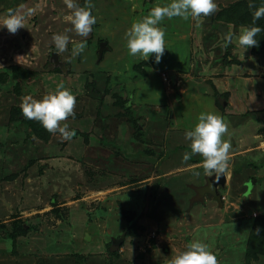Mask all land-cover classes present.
I'll list each match as a JSON object with an SVG mask.
<instances>
[{"label": "rangeland", "instance_id": "obj_1", "mask_svg": "<svg viewBox=\"0 0 264 264\" xmlns=\"http://www.w3.org/2000/svg\"><path fill=\"white\" fill-rule=\"evenodd\" d=\"M167 2L92 0L96 23L81 37L66 20L72 10L65 0H0V19L8 9L38 6L15 34L0 28V264H166L195 238L218 253V264H264L262 222L256 238L246 241L247 222L264 216V31L245 51L237 43L264 0H215L211 22L203 16L165 18L160 62L154 54L148 60L129 55L125 32ZM256 24L264 29V17ZM218 26L233 34L227 47ZM55 33L70 38L58 63L52 57ZM83 39L85 51L71 57V41ZM16 62L32 78L15 82ZM60 82L76 97L75 118L61 122L75 135L67 141L59 133L38 139L14 118L22 119L25 97L40 99ZM201 112L220 115L228 127L223 139L234 145L227 171L231 188L221 196L226 210L193 201L204 191L192 195L184 184L197 169L163 178L176 188L150 202L155 191L146 179L156 172L150 164L154 138L160 134L156 144L167 146H173L167 134L179 138L175 160L182 162L191 151L185 131ZM172 116L171 131L156 123ZM149 127L155 128L152 135ZM180 209H189L188 220ZM129 228L132 236L124 234Z\"/></svg>", "mask_w": 264, "mask_h": 264}, {"label": "clouds", "instance_id": "obj_2", "mask_svg": "<svg viewBox=\"0 0 264 264\" xmlns=\"http://www.w3.org/2000/svg\"><path fill=\"white\" fill-rule=\"evenodd\" d=\"M71 14L66 17L73 26L76 34L87 37L96 23V17L92 14L94 7L92 0H85L83 6L76 0H65ZM20 5V8H23ZM249 7H255L249 3ZM37 7L28 8L26 12L8 9L6 15L0 19V28H6L9 33L15 34L19 29L26 27V16L34 15ZM217 10L215 0H168L163 5H157L150 9L148 14L138 21H134L125 32L126 48L131 56H138L141 60H148L154 54V60L159 63L165 51V32L160 27L161 22L167 18L180 17L187 21L190 18L207 17ZM264 17V2L255 7L252 25L243 28L238 36V45L244 51L258 44L256 36L264 31L256 24V21ZM54 50L61 54L68 49L70 38L65 33H55L52 37ZM225 47L233 42V34L225 32ZM71 57H77L87 47V40L79 42L71 41ZM76 97L72 91L60 82L55 91L43 95L40 99L27 96L23 99L20 109L24 119L35 120L49 133H59L64 140H71L75 130L70 129L66 121L68 117L75 118L74 107ZM228 127L223 118L214 112H201L197 123L193 128L185 131V139L190 141V152L182 156L184 161L191 159L193 155L202 156V167L206 174L219 179L228 170L230 150L232 145L223 139ZM166 264H218L217 255L205 241L195 238L188 242L184 249L176 252L167 260Z\"/></svg>", "mask_w": 264, "mask_h": 264}, {"label": "crops", "instance_id": "obj_3", "mask_svg": "<svg viewBox=\"0 0 264 264\" xmlns=\"http://www.w3.org/2000/svg\"><path fill=\"white\" fill-rule=\"evenodd\" d=\"M225 103L226 102H224V104ZM157 121L158 122H156V123H158L159 126L165 127V129L168 128V130H170V131L172 129H175V127H176L174 125V124H176L175 123L176 121H173V116L170 119H165V120L164 119H158ZM190 124H191V122H190ZM192 124L194 126L196 124V122L195 123L193 122ZM143 127L141 128L142 132H143ZM154 129H151L149 127L148 133L150 135H152L153 132H154ZM152 130H153V132H152ZM159 136H160V134L156 138H154L155 141L153 143V145H154L153 148H155L156 151H152L151 153H154L152 155L155 156V158H154L153 161L152 160L150 161V164H153V165H151V167L153 166L156 169V172H151L150 171L151 175L149 176L148 179H146V182L149 184V186H147L148 189L152 188L153 191H155L153 196L151 197V201L150 202L154 203L155 200H157L158 198H161L163 195H165V193L172 194L173 193V189L176 188V186L174 185L173 182H165L164 183L163 180H162L163 178H167V177H170V176L174 177V174L182 173V172H184L186 170H193V169L196 170L197 169V171H199L198 174H195V176H193V178H191L190 180H188V182H186L184 184L185 187H187V189H189V190L191 189L192 190V195L193 194L197 195V193H199L200 190L203 189L204 186L208 185V180L211 178V176H209L208 174L205 173V171H204V169L202 167V160H203L202 156L197 154L196 157L193 158L190 161H184L183 160L181 162L180 160H175V158L177 156L176 154L178 152L181 153V150H178V146H177V144H175L176 139L179 142H181L180 139L175 137V136L172 138V136L170 134H167V136H169L168 138L170 139V144H173V146L172 145L167 146V145H164L163 143L156 144L157 143L156 140H157V138ZM140 139H142V138H140ZM230 143L232 145V148H231V150H232V149H234V147H233L234 145H233L232 142H230ZM174 145H176V146H174ZM177 150H178V152H177ZM237 153H244V152L243 151H239ZM239 155H241V154H239ZM160 158H162V159H160ZM157 160H158V162H157ZM156 162H157V165L159 164L163 168H159L158 169V167L156 166ZM163 164H165V166H163ZM227 171H229V170H227ZM228 177H230V174H228L226 172L225 175H224V183L215 185L216 192L218 193L217 195H213L209 191H204L203 193L201 192L200 194H198L199 197H195L193 199V201L197 200V203L200 202V201H203V203H204V201L207 200L208 201L207 203H209V205L206 204L207 207H211V206L213 208L215 207L218 211L223 213V209H224L223 206H225V205H223V202H222L224 198L222 199L221 196L225 195V193H228L229 189L231 188V187L228 188V182H227ZM240 179H241V174H239L237 176V178H234L235 182L240 181ZM154 182H156V183L154 184ZM157 187H158V189H157ZM155 188H156V190H155ZM241 188H242L241 190H243V187H241ZM192 195H191L190 198L194 197V196L192 197ZM149 196H150L149 194L146 195V193H145V197L146 198L149 197ZM225 208H227V206ZM183 210L184 209H180V211H183ZM224 210H226V209H224ZM186 212H188V213L186 214L185 211H183L182 215H180L183 220H185V219L188 220L189 217L187 215L191 214L189 209ZM197 213L200 215L202 213V211L201 212L197 211ZM205 215H206V212L202 216L203 217V221H204V216ZM240 224H241V221H240ZM247 226L248 227L250 226V222H247ZM217 250H219V249H216V251Z\"/></svg>", "mask_w": 264, "mask_h": 264}, {"label": "trees", "instance_id": "obj_4", "mask_svg": "<svg viewBox=\"0 0 264 264\" xmlns=\"http://www.w3.org/2000/svg\"><path fill=\"white\" fill-rule=\"evenodd\" d=\"M13 65V68H15V71H13V74H14V78L13 80L15 81H21V82H25L27 80V78L25 77H29V76H32L33 75V72L30 71V70H25L24 68L26 66H22L20 63H14ZM18 67H20L22 69L21 72H18ZM26 74V75H25ZM29 78H32V77H29ZM109 77L107 76V80L104 82V85H107V81H108ZM15 81V82H16ZM87 84L88 85H91L88 83V80H86ZM20 83V82H19ZM19 85V84H18ZM92 86H95V84H93ZM16 92L19 93V89H16ZM20 114H21V111H20ZM15 119V123H19L20 125H24V127L28 128L31 130V132L38 138V139H41V140H46L48 135L50 134L41 124L40 122L38 121H35V120H27V119H24L22 117V119L18 117L14 118ZM127 214H130L132 215V212H127ZM132 218V217H131ZM131 218H129V220L127 221H131ZM262 222V227L264 228V216H261L259 217L258 219L256 220H253V224H250L249 226V229H248V236H247V244L250 240H252L253 238H256L255 235H254V232L255 231H258L261 227L259 225V223ZM260 232V231H258ZM132 229L129 228L124 234L125 235H128L130 236L132 234ZM14 236L16 235L15 233H13ZM12 235V234H11ZM135 235V234H134ZM132 236V235H131ZM248 248L246 247L245 248V255H246V252H247ZM115 257H117V251H112L111 252Z\"/></svg>", "mask_w": 264, "mask_h": 264}, {"label": "water", "instance_id": "obj_5", "mask_svg": "<svg viewBox=\"0 0 264 264\" xmlns=\"http://www.w3.org/2000/svg\"><path fill=\"white\" fill-rule=\"evenodd\" d=\"M212 18H213V14H210L209 16H207V21H212ZM218 29L221 30L223 33L225 32V28L224 27H221V26H218ZM104 45V42H102L100 44V51H101V48L103 47ZM52 57H53V62L54 63H58V59H57V53L56 52H53L52 53ZM176 97H179V95H177ZM255 182L254 179H252L250 182H248V188L251 187V185ZM224 183V176L222 175L219 179H216L214 176L211 177L209 180H208V185L204 188V189H201L200 191H209L210 193H212L213 195H217L218 193L216 192V188H215V185L216 184H223ZM89 237L88 234H86V237Z\"/></svg>", "mask_w": 264, "mask_h": 264}, {"label": "bare ground", "instance_id": "obj_6", "mask_svg": "<svg viewBox=\"0 0 264 264\" xmlns=\"http://www.w3.org/2000/svg\"><path fill=\"white\" fill-rule=\"evenodd\" d=\"M89 237L87 236L86 239H88Z\"/></svg>", "mask_w": 264, "mask_h": 264}, {"label": "built area", "instance_id": "obj_7", "mask_svg": "<svg viewBox=\"0 0 264 264\" xmlns=\"http://www.w3.org/2000/svg\"><path fill=\"white\" fill-rule=\"evenodd\" d=\"M222 199H223V197H222Z\"/></svg>", "mask_w": 264, "mask_h": 264}]
</instances>
